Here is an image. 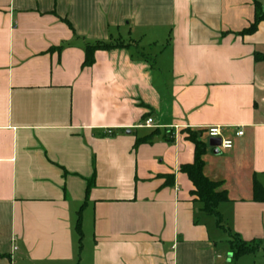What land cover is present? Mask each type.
I'll return each mask as SVG.
<instances>
[{
    "label": "crops",
    "instance_id": "0c3cea01",
    "mask_svg": "<svg viewBox=\"0 0 264 264\" xmlns=\"http://www.w3.org/2000/svg\"><path fill=\"white\" fill-rule=\"evenodd\" d=\"M255 1L0 0V264H264L231 251L264 246V21L240 34ZM116 41L134 46L83 67ZM189 131L227 192L222 228L181 171Z\"/></svg>",
    "mask_w": 264,
    "mask_h": 264
},
{
    "label": "trees",
    "instance_id": "16d2710c",
    "mask_svg": "<svg viewBox=\"0 0 264 264\" xmlns=\"http://www.w3.org/2000/svg\"><path fill=\"white\" fill-rule=\"evenodd\" d=\"M255 17L251 26L245 31L241 32V35H252L257 32L259 25L264 21V7L259 1L254 2ZM134 46V42L131 44H125L123 41H116L112 43H96L94 45L87 46L85 50V61L83 67H92L95 64V55L98 51H112L119 49H128ZM256 61H263V55H256ZM158 135V131L153 132L148 137L139 139L135 147L141 144L152 143L153 139ZM204 131H189L188 139L194 144V162L192 165L184 166L181 171L186 174L194 186L193 195L197 197L198 201L203 205V212L207 215L215 217L217 219L218 226L222 228V217L219 213V207L221 204L229 201L226 191H221L223 187L222 182H213L204 175L205 161L204 157L207 154V144L204 142ZM166 185H172V182ZM93 181L90 182L87 193L91 190ZM254 201L256 203H264V187L260 185L257 180L254 182ZM85 208L83 206L79 212V219L77 221L76 230L79 235L80 244L83 241L82 231V219L81 212ZM260 249L264 251V246L260 242H245L240 237L235 235L231 242V251L234 261H238L240 258L248 255L256 254Z\"/></svg>",
    "mask_w": 264,
    "mask_h": 264
},
{
    "label": "built area",
    "instance_id": "2783aa9c",
    "mask_svg": "<svg viewBox=\"0 0 264 264\" xmlns=\"http://www.w3.org/2000/svg\"><path fill=\"white\" fill-rule=\"evenodd\" d=\"M153 125V120L149 119L146 121L145 127H152ZM237 137H241L244 135V133L242 131H239L236 133ZM207 136L210 139H219L221 141V147L220 149L224 150V151H229L232 150L233 148V141L229 140V139H223L222 137V131L220 128H210L207 130ZM15 250H17V248H15Z\"/></svg>",
    "mask_w": 264,
    "mask_h": 264
},
{
    "label": "water",
    "instance_id": "95a60500",
    "mask_svg": "<svg viewBox=\"0 0 264 264\" xmlns=\"http://www.w3.org/2000/svg\"><path fill=\"white\" fill-rule=\"evenodd\" d=\"M209 146L215 149V153L218 154L221 147V141L219 139H212L209 142Z\"/></svg>",
    "mask_w": 264,
    "mask_h": 264
}]
</instances>
